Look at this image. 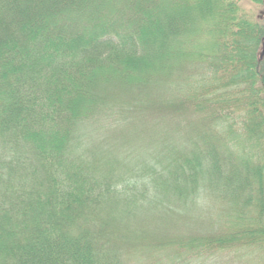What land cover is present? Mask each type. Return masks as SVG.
Returning <instances> with one entry per match:
<instances>
[{"label":"trees","instance_id":"16d2710c","mask_svg":"<svg viewBox=\"0 0 264 264\" xmlns=\"http://www.w3.org/2000/svg\"><path fill=\"white\" fill-rule=\"evenodd\" d=\"M0 0V264H264V0Z\"/></svg>","mask_w":264,"mask_h":264},{"label":"rangeland","instance_id":"374dc122","mask_svg":"<svg viewBox=\"0 0 264 264\" xmlns=\"http://www.w3.org/2000/svg\"><path fill=\"white\" fill-rule=\"evenodd\" d=\"M240 2L243 4V6L248 11H251L252 13H254V16L257 15V14H259V12L261 13L262 8L255 6L250 1H248V0H240ZM254 264H259V263H255L254 262Z\"/></svg>","mask_w":264,"mask_h":264}]
</instances>
